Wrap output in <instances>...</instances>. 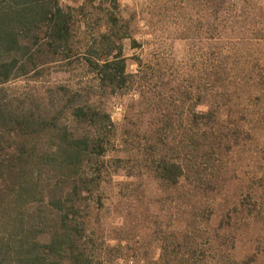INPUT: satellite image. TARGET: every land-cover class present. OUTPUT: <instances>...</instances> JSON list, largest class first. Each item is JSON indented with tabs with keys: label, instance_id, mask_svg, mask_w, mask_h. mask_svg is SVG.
Returning <instances> with one entry per match:
<instances>
[{
	"label": "rangeland",
	"instance_id": "1",
	"mask_svg": "<svg viewBox=\"0 0 264 264\" xmlns=\"http://www.w3.org/2000/svg\"><path fill=\"white\" fill-rule=\"evenodd\" d=\"M111 1L58 0L81 6L73 11L79 45L100 39L106 49L125 35L130 82L106 83L81 52L49 54L38 72L0 85L9 108L70 131L88 128L71 118L72 104L108 115L99 134L110 139L105 152L86 155L84 168L98 183L79 199L87 252L95 264H264V0ZM209 108L220 132L205 140L193 134L202 127L193 115ZM56 141L43 132L37 146ZM39 153L31 152L23 180L48 158ZM161 156L182 166L177 183L157 176ZM33 197L0 202V237L48 239L47 226L36 233L34 222L51 213Z\"/></svg>",
	"mask_w": 264,
	"mask_h": 264
},
{
	"label": "trees",
	"instance_id": "2",
	"mask_svg": "<svg viewBox=\"0 0 264 264\" xmlns=\"http://www.w3.org/2000/svg\"><path fill=\"white\" fill-rule=\"evenodd\" d=\"M80 7H63L58 0H0V85L38 72L50 61L49 54L69 58L81 52L86 65L102 80L112 86L125 85L131 76L121 43L125 35L114 38L106 49L100 39L79 45L73 38V11ZM109 21L115 24L116 15L110 14ZM100 36L109 38L105 33ZM98 47L103 52L96 57L94 50ZM72 105L69 114L73 120L87 124L85 131H70L67 125L60 128L57 121L47 122L41 113L11 109L0 101V202L15 195H34L40 202H45L44 206L51 213V217H44L48 222H34L40 226L35 229L36 233L47 226L46 241L32 239L33 236L12 238L1 235V260L7 264L98 263L81 241L84 223H79L83 218L79 199L90 184L98 183L84 171L90 158L86 155L97 156L105 152V143L110 139L99 138V134L108 131L111 121L107 114L91 109L87 102ZM193 116L202 123L201 128L193 131L194 136L203 134L205 140L218 137L216 134L220 130L214 126L218 121L216 111L209 108L205 112H194ZM43 132L55 136L57 141L53 145L40 146L42 153L39 154L48 158L38 161L40 167L29 172L23 180L27 171L24 169L28 168L26 162L32 151H39L37 139ZM155 170L157 176L169 184L177 183L183 174L180 163L165 156L158 158ZM0 227L5 229L2 223ZM12 229L16 230L13 226ZM24 238L28 239L24 241Z\"/></svg>",
	"mask_w": 264,
	"mask_h": 264
}]
</instances>
